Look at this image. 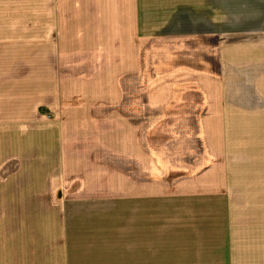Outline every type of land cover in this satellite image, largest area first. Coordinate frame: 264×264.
Returning <instances> with one entry per match:
<instances>
[{
	"label": "rangeland",
	"instance_id": "374dc122",
	"mask_svg": "<svg viewBox=\"0 0 264 264\" xmlns=\"http://www.w3.org/2000/svg\"><path fill=\"white\" fill-rule=\"evenodd\" d=\"M141 3L144 32L138 33L137 47L102 48L84 55L81 51L79 64L65 73L68 80L59 82V92L31 91L39 83V78L31 80V76L39 73L40 67L44 69L40 62L46 52L49 62L54 58L55 48L10 50L14 57L10 65L7 51L0 55L7 64L0 65V74L14 73L15 80L10 83L16 90L0 92V190L25 188L26 192L13 194L24 203L31 201L30 196L44 197L39 215L33 205L29 208L26 233L17 240L10 238L16 248L22 245L29 250L26 257L14 260L17 264H122L118 199L124 186L232 182L229 162L222 159L226 157L228 128L222 129L221 92L171 91L173 84L176 89L185 84L184 68L191 66L193 73L200 74L203 61L211 70H218L214 49L202 52L179 47L183 41H192L188 46L199 44L200 39H215L210 34L164 31L165 26L155 25L166 13L163 7L150 0ZM121 9L117 4L118 14ZM88 59L94 62L83 64ZM45 68L52 78L55 64L48 63ZM237 115L236 120L244 116L259 128L249 132L236 129V140L229 138V143L240 148L244 139L253 138L241 144L254 154L245 166L264 174V113ZM184 134L190 136L187 144L174 146ZM184 146L188 149L175 157L181 160L167 166L166 161L159 164L156 160V154H169ZM176 166L182 169L177 171ZM206 168L211 171L200 180L198 176ZM9 200L0 197L1 205L6 206L0 207V230L4 233L3 226L14 221L7 217L11 213ZM15 213L17 210H12V216ZM14 225L17 232L19 225Z\"/></svg>",
	"mask_w": 264,
	"mask_h": 264
},
{
	"label": "crops",
	"instance_id": "0c3cea01",
	"mask_svg": "<svg viewBox=\"0 0 264 264\" xmlns=\"http://www.w3.org/2000/svg\"><path fill=\"white\" fill-rule=\"evenodd\" d=\"M116 1L0 0V55H4L6 50L10 65L14 58L10 50L55 48L54 58L51 57L49 62L46 52L40 62L44 69L40 67L39 73L31 76V80L39 78L38 88L31 91L59 92V82L64 81L65 73L71 71L70 67L79 64L81 51L84 50V55L90 50L102 48L137 47L138 33L141 35L144 32L140 15L144 0H119L122 3L117 4L124 8L119 14ZM150 2H156L166 11L163 19L155 23L157 27L165 26L164 31L210 34L215 39H200L199 44L188 46L186 43L192 41H183L184 44L179 47L198 48L202 52L214 49L218 70H211L203 61L204 68L199 71L200 74L193 73L191 66L184 68L185 84L177 89V85L173 84L174 88L170 90L203 92L204 95L205 92H221L223 98H220L224 100L222 129L226 125L228 128L226 157L222 159L229 162L227 169L232 182L227 185L124 186L118 199L122 214L119 261L122 264H264V174H257L254 169L245 166V161H250L254 154L249 152V147L242 145L253 141V138L244 139L240 148H236L239 146L236 143H229V138L236 140L233 134L236 129L249 132L259 128L252 119H244V116L236 120V114L264 113V0ZM133 5L134 9H131ZM157 27L155 32L160 31ZM90 62L94 60L88 59L83 64ZM4 63L0 59V65L7 66ZM48 63L55 64L56 70L50 79L45 68ZM102 63H107L106 56H103ZM12 74H0V82L7 81L3 85L0 83V92L16 91L10 83L15 80ZM65 80H68V75ZM49 81L53 82L50 88ZM186 83L190 87H186ZM244 105L249 106L244 108ZM182 136H178V144L173 141L174 146L186 145L190 140V136ZM182 148H176L169 154H156V160L159 164L166 161V166L174 160H181L175 157L188 149L185 146ZM182 168L176 166L177 171ZM207 169L199 174L200 180L211 171ZM10 187L0 190L1 199L10 198L7 207L11 208V213L7 217L14 219L3 226L6 233L0 230V264H17L14 262L17 257H26L29 250L26 251L22 245L18 246L21 249L16 248L10 238L17 240L26 233L29 208L33 205L39 215L41 198H44L30 196L31 201L24 203L15 200L13 194L18 195L25 188L12 190ZM54 190L57 192L56 187ZM1 204V208L6 207ZM57 208L61 210V207ZM12 210H17L13 216ZM14 224L19 225L17 232L14 231ZM1 254L6 258L1 259Z\"/></svg>",
	"mask_w": 264,
	"mask_h": 264
}]
</instances>
